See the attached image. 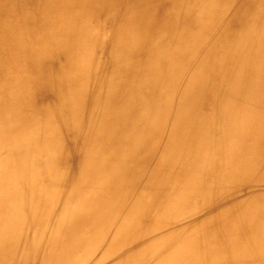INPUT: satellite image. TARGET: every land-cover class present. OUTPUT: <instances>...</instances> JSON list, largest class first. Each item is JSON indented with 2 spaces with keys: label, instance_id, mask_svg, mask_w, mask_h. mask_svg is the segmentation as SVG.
<instances>
[{
  "label": "bare ground",
  "instance_id": "bare-ground-1",
  "mask_svg": "<svg viewBox=\"0 0 264 264\" xmlns=\"http://www.w3.org/2000/svg\"><path fill=\"white\" fill-rule=\"evenodd\" d=\"M166 1L157 0V9ZM174 1L177 4L180 0ZM38 3H29L28 14L34 13ZM263 5L264 0L250 1V8H242L240 17L228 24L232 32L228 31L227 36L235 37L236 48L232 55H226L231 68L228 80L246 70L247 76L254 73L259 79L256 82L262 92L264 76L258 73L264 71ZM207 16L203 9L195 16L205 22V28ZM171 18L169 14L168 19ZM53 23L42 20L43 25ZM55 23L48 35L52 39L38 36L43 41L40 52L53 51L57 34L69 38L66 23L70 25V21L59 17ZM70 26L69 34L78 38L75 18ZM184 26L189 33L177 43L184 45L182 53L186 55L192 49L189 47L199 43L196 33L201 28L198 21ZM133 31L129 34L134 35ZM207 34L210 37L211 32ZM204 37L200 38L201 43L205 42ZM56 46L59 49L54 46L53 53L59 51L60 57L70 58L66 46ZM135 50L136 44L131 41L116 46L107 70L121 68L120 73H128L129 65L123 62L129 61ZM164 51L154 53L145 74L139 75L145 79L132 78L120 89L117 77L104 79V95L112 88L115 96L110 99H115L123 111L112 122L105 100L101 106L99 100L92 110L89 131L76 142L71 153L65 150L73 143L72 128L67 123L60 121L46 131L43 127L49 126L54 117L49 112L52 104H58L61 113L69 106H80V86L73 90L74 102L65 103L69 92L61 88L62 97L50 100L52 85L45 84L41 90L28 82V88L0 69L6 75L0 82V264H29L34 257H40V264H264V189H255L247 199L220 205L210 215L195 217L197 212L193 210L197 204H211L230 196L232 190L239 193L252 187L249 175L264 182V103L253 107L252 121L246 126L241 124V128L238 120L243 118L245 109L234 113L239 119L228 115L231 110L215 111L209 123L205 122L209 116L203 110L186 109L182 119L170 125H156L161 110L153 109L151 102L143 107L137 105V98L131 99L136 94L132 87L135 82L153 92L160 88L161 85L150 84L149 75L154 74ZM23 62L28 63L27 58ZM87 62L93 64L92 60L72 63L71 71L61 82L72 72L85 71ZM41 63H36V69L43 67ZM32 72L30 69L27 78ZM18 84L23 95L18 92ZM189 87L194 90L198 85ZM192 94L193 91L180 97L179 105H193ZM16 107L20 108L15 110ZM102 108L106 111L103 117ZM6 114L11 118H6ZM147 117L149 127L141 130L139 125ZM129 125L127 130H121ZM57 133H62L64 139L54 147L47 142ZM163 135L164 142L155 141V137ZM241 141L243 146L237 147ZM68 154L73 155L74 163ZM53 155L58 168V175L54 176L47 174L54 168ZM183 159L188 167L182 166ZM145 164L148 171L141 182L149 195L144 197L135 186ZM39 166L43 169L35 170ZM179 183L184 186L177 187ZM152 200L154 203L148 204ZM153 208L162 212L154 222L150 218ZM156 230L159 235L155 240H142L143 234ZM7 257L10 263H5Z\"/></svg>",
  "mask_w": 264,
  "mask_h": 264
},
{
  "label": "rangeland",
  "instance_id": "rangeland-1",
  "mask_svg": "<svg viewBox=\"0 0 264 264\" xmlns=\"http://www.w3.org/2000/svg\"><path fill=\"white\" fill-rule=\"evenodd\" d=\"M35 1H39V3L34 13L28 14L27 8L31 6L29 3ZM250 1L252 0H204L203 3L201 0H193L192 3H187L180 0L176 4L174 0H167L159 5L160 9H157V0H76L73 4H71L73 0H0V69L7 75L12 74L20 84L26 85L28 88V82L41 90L44 89L43 85L45 84L52 85L54 89L50 92L52 95L50 100L62 97L59 91L61 88L66 93L69 92L65 98V103L74 102L76 97L73 90L80 86L78 98V100L80 99V106L75 108L69 106L61 113L58 104H52L49 107V112L54 114V117L49 126L43 127V130L46 131L48 128H55L60 121L67 123L68 127L72 128L73 146L71 145L65 150L70 153L75 149L76 142L89 131V124L93 118L91 117L92 110L99 100H101L100 106L105 100L106 111L110 110L113 116L112 122L123 111L122 108L119 109L115 99H110V97L115 96L112 88H108L109 91H107L106 96L104 95V79L117 77V83L121 84L119 89L123 88L126 83L129 84L132 78L137 81L140 78L145 79L139 75L145 74V68L151 62L154 53L161 49H165V51L160 55V64L155 65L157 68L154 70V74L149 75V81L150 84L161 85L158 87L164 90L159 88L153 92L146 86H139L134 82L132 89L136 91V94L131 97L132 100L137 98V105L141 107L151 102L154 105H151L153 109L161 110L162 116L156 121V125H170L172 122L182 119L188 109L191 111L203 110L204 113H207L209 117L206 118V123H209L210 115L215 111L231 110L228 115H232L231 118L236 116L239 119V116L234 115V113L245 109L242 112L243 118L238 120V124L239 126L241 124L246 126L250 119L252 121L253 107L264 103V92H262L259 83L256 82L259 80L255 78L256 75L252 73L253 75L247 76L246 70L237 73L228 80L227 76L231 68L227 63L226 55L227 53L232 55L233 49L236 48L235 37L227 36L228 31L232 32L228 24L234 22L235 17H240L239 12L242 8H250ZM262 8L264 10V5ZM201 9L208 14L206 18L208 26L206 28L205 22L199 21L195 17ZM164 11H168L172 18L168 19L169 14H164ZM59 17H65V20L70 21V25L72 19L75 18L78 21V27L75 29L79 37L75 38V35L69 34L72 33L71 26L66 23L69 38L57 34L58 36L53 40V51H48L49 53L40 52L39 48L43 41L38 36L44 35L48 38L49 30H53L54 26L56 27L55 22ZM44 19L53 21V25H43L42 20ZM196 21L199 22L201 28H198L196 33V36H199V43L196 41L194 47H189L192 49L185 55L182 53L185 48L184 45L178 44L177 40L183 39L189 33V29L184 25ZM135 23L136 27L133 29ZM167 25L168 27H166ZM132 30H134V35H130ZM22 31L24 33L21 34ZM207 31L211 32L210 37H208ZM61 37H63L62 40ZM201 37L206 38L204 43L200 42ZM225 37L230 40L226 41ZM48 39H52V37ZM129 41L133 45L136 44L137 48L132 58L126 63L123 62L129 65V72L120 73L121 68L118 69L120 72L112 69L107 70V62L111 60L112 55L110 54L114 48ZM56 45L66 46L68 56L71 59L64 56L60 57L59 51L53 53L54 46L55 50L59 49ZM26 58L28 63L23 62ZM32 60L35 61L32 62ZM81 60H92L93 64L86 63V67L88 64L90 69L88 70L87 67L85 71L72 72L67 76L65 82H61L63 76L69 73V70L71 71L72 63ZM37 62H42L40 65L43 67L36 69ZM52 66H55V69H52ZM28 69H33L29 78H27ZM260 71L264 72L263 70ZM3 72H0V82L6 76ZM261 72L258 73L260 77L264 76ZM78 80L81 81L80 85L77 84ZM195 83L198 87L194 90L190 89L189 86ZM20 84L16 86L21 88L18 92L23 95ZM47 85L45 89H47ZM192 91L190 101L195 105H179L178 99L180 100V97L187 93L191 94ZM19 108L16 107L15 110ZM106 111L102 108L101 117ZM263 111L261 110V112ZM67 115L70 117L67 118ZM6 118H11V116L6 114ZM149 124L150 119L147 117L143 119L139 127L143 130V127H149ZM130 126H125L121 130H127ZM118 132L121 131L118 130ZM220 132H222V128H220ZM143 135L146 136L144 133ZM51 137V141L47 143L52 144V146L54 144V147L58 143L62 144L64 139L62 133L51 135ZM164 138V135L157 136L155 141L164 142ZM68 139L72 138L69 137ZM242 142L244 141L236 144V146L241 148ZM2 146L5 147L6 143ZM35 146L37 151L39 146L38 144ZM237 147H235L236 150ZM148 149L149 145L147 146ZM68 156L71 163H74L73 155L68 154ZM53 161L54 168L48 170L47 174L54 176L58 173L55 155H53ZM183 162H186V159H183L181 163L182 166L188 167L187 162ZM42 169V166L35 168V170ZM146 171L148 169L145 164L142 169L143 175L136 179L135 186L138 194L144 197L149 195L148 191L143 190L141 182V179L146 177L144 176ZM247 179L253 181L252 187L243 188L239 193L232 190L230 196L226 195L224 199H216L211 204L203 203V205L194 206L193 210L197 212L195 217L213 214L220 205L247 199L252 197L254 191H257L255 189H264V182L258 181L257 177L253 178L249 175ZM182 186H184L183 183L177 185V187ZM154 201H149L148 204L154 203ZM248 205L249 203L245 206L248 207ZM207 211L208 213H206ZM161 213V211H156L153 208L150 215L151 221L154 222L155 219H158ZM244 224L246 225V222ZM158 235L159 230L148 232L143 234L142 240L146 242L151 239L155 240ZM140 237L141 235L136 236V239ZM31 257L32 255L27 259H31ZM10 260L7 257L5 263H10ZM29 264H40V257L32 258Z\"/></svg>",
  "mask_w": 264,
  "mask_h": 264
}]
</instances>
